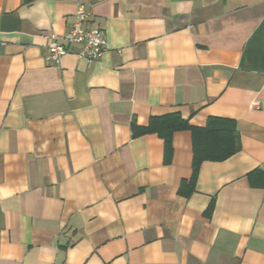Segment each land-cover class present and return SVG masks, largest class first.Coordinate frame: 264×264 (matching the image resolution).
I'll list each match as a JSON object with an SVG mask.
<instances>
[{"label": "crops", "instance_id": "0c3cea01", "mask_svg": "<svg viewBox=\"0 0 264 264\" xmlns=\"http://www.w3.org/2000/svg\"><path fill=\"white\" fill-rule=\"evenodd\" d=\"M79 2L105 49L45 64ZM0 264H264V0H0Z\"/></svg>", "mask_w": 264, "mask_h": 264}, {"label": "built area", "instance_id": "2783aa9c", "mask_svg": "<svg viewBox=\"0 0 264 264\" xmlns=\"http://www.w3.org/2000/svg\"><path fill=\"white\" fill-rule=\"evenodd\" d=\"M73 18V23L64 35L49 36L47 50L43 56L45 64L59 67L61 59L67 54L92 63L105 49L104 32L98 27L88 26L91 13L84 3H77Z\"/></svg>", "mask_w": 264, "mask_h": 264}, {"label": "trees", "instance_id": "16d2710c", "mask_svg": "<svg viewBox=\"0 0 264 264\" xmlns=\"http://www.w3.org/2000/svg\"><path fill=\"white\" fill-rule=\"evenodd\" d=\"M188 123L183 120L179 114L171 113L160 117H151L147 126H137L135 123L131 124V132L133 136H139L147 133H155L164 141L165 151L171 150V138L173 133L184 129H189ZM218 129H208L202 138L193 137V161H192V175L191 180H194L198 166L203 160H222L228 157L232 152L215 153L212 152V147L209 146L210 137L218 134ZM221 133V132H220Z\"/></svg>", "mask_w": 264, "mask_h": 264}]
</instances>
